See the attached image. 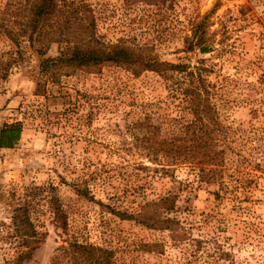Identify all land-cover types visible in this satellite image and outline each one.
<instances>
[{
  "label": "rangeland",
  "instance_id": "1",
  "mask_svg": "<svg viewBox=\"0 0 264 264\" xmlns=\"http://www.w3.org/2000/svg\"><path fill=\"white\" fill-rule=\"evenodd\" d=\"M86 1L98 43H147L172 63L205 59L214 105L205 121L217 123L219 149L229 146L226 165L198 181L173 158L176 142L188 145L182 125L196 121L181 108L173 71L105 63L45 83L43 57H10L16 46L0 35V129L23 126L14 147L0 148V264L15 257L6 225L26 193L45 237L24 264H51L73 237L114 250L115 264H264V0ZM205 15L207 54L184 39L189 20ZM57 54L52 43L46 56ZM168 194L172 228L151 226L139 212Z\"/></svg>",
  "mask_w": 264,
  "mask_h": 264
},
{
  "label": "trees",
  "instance_id": "2",
  "mask_svg": "<svg viewBox=\"0 0 264 264\" xmlns=\"http://www.w3.org/2000/svg\"><path fill=\"white\" fill-rule=\"evenodd\" d=\"M207 19L208 15L189 20L186 26L187 35L184 37L186 49H199L203 54L213 50ZM0 35H4L16 46L14 52L9 51L10 57H23L25 49H32L39 57H43L40 68L42 77L46 78L45 83L49 81L56 84L62 74L69 75L78 69H97L105 63H112L135 73L140 70L173 71L172 74H177L176 93L181 95V108L196 118V121L182 125L180 135L184 132L183 134H189V138L179 139L187 141L188 145L176 142L173 158H181L182 163H188L198 181L217 171L220 166L226 165L229 146L225 145L219 149L220 141L210 136L213 131L218 130L217 123L205 121L206 117L211 119L214 116V105L210 96L211 83L205 76L209 67L206 66L205 59H201L198 65L172 63L160 60L147 43L128 39L98 43L95 13L92 5L86 0L3 1L0 3ZM52 43L58 44V54L46 56ZM8 64L9 61L4 62L5 66ZM44 90H47V85ZM22 131L21 122L3 126L0 129V148L14 147L20 141ZM168 141L160 140L166 151L165 157L169 156L167 154L171 151ZM161 166L166 169L165 165ZM33 195L34 193L24 195L14 208L10 223L6 225L8 237L15 246V257L4 264H24L32 258L45 237V233L37 228L32 218L33 204L29 198ZM50 201L55 218H62L63 209L57 204L55 194L51 195ZM173 206L174 198L168 194L144 204L139 215L146 217L151 226L172 228L174 219L168 214L173 210ZM122 213L129 215L127 212ZM61 224L67 232V220H63ZM51 264H115V252L110 248L73 237L58 248Z\"/></svg>",
  "mask_w": 264,
  "mask_h": 264
}]
</instances>
